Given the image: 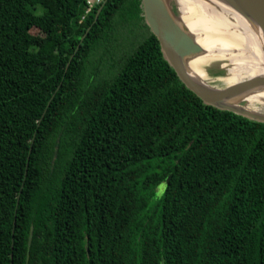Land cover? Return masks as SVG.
<instances>
[{"label":"trees","instance_id":"trees-1","mask_svg":"<svg viewBox=\"0 0 264 264\" xmlns=\"http://www.w3.org/2000/svg\"><path fill=\"white\" fill-rule=\"evenodd\" d=\"M88 1L0 0V264H264V121L187 88L141 0ZM196 3L264 74L242 2ZM115 21L147 34L90 83Z\"/></svg>","mask_w":264,"mask_h":264},{"label":"water","instance_id":"water-1","mask_svg":"<svg viewBox=\"0 0 264 264\" xmlns=\"http://www.w3.org/2000/svg\"><path fill=\"white\" fill-rule=\"evenodd\" d=\"M250 15L256 20L264 34V0H240ZM144 21L157 37L161 51L169 64L174 68L178 77L187 88L193 91L208 105L231 110L248 118L264 121V111L250 109L247 100H241L240 105L246 109H238L220 104L226 99H232L249 90L264 86V74H256L245 79L230 83L224 87H202L190 77L185 63L203 53L204 49L196 41L195 36L188 30L176 13L171 0H141ZM103 4L98 8L97 18ZM33 227L29 228L27 249L30 247ZM28 261V251L26 262Z\"/></svg>","mask_w":264,"mask_h":264},{"label":"rangeland","instance_id":"rangeland-1","mask_svg":"<svg viewBox=\"0 0 264 264\" xmlns=\"http://www.w3.org/2000/svg\"><path fill=\"white\" fill-rule=\"evenodd\" d=\"M170 3L172 4V7L176 11V13L180 15L179 5L177 1L171 0ZM192 3L194 2L192 1ZM198 10V15L200 13V16H204L205 18H207L205 16L206 14L203 13L200 8H198ZM209 24L211 25L212 29H217L216 24ZM31 31L32 33H37V29L35 28ZM219 31L224 30L223 28H220ZM236 32L238 33V31ZM225 33L227 34L228 32ZM146 34L147 29L140 22L139 24L126 25L120 23L119 21H115L114 28L110 35H108V37L103 40L89 55L86 67V81L93 83L98 81L99 79L108 77L111 74L115 73L117 67L121 62V58L129 51H131L134 45H136L138 41L142 39V37H144ZM231 52L235 53L237 52V50L233 49L231 50ZM218 55H220L219 52ZM244 55H246V53H244ZM199 68L204 73L205 81L213 87H224L229 84L227 79L231 75L227 74L228 70L235 69L237 72H239V80H242V78L245 79L250 75L258 74L259 72L258 69L248 70L246 67L233 65V63H231L228 58L226 59V57H223L222 59H207L199 65ZM247 106L250 109H262V111H264V100L250 101L248 102Z\"/></svg>","mask_w":264,"mask_h":264},{"label":"bare ground","instance_id":"bare-ground-1","mask_svg":"<svg viewBox=\"0 0 264 264\" xmlns=\"http://www.w3.org/2000/svg\"><path fill=\"white\" fill-rule=\"evenodd\" d=\"M176 1L179 5L180 20L182 21V23L185 24L188 30L195 36L196 41L204 49L202 54L192 57L185 63L186 68L188 70L190 77L196 82V84L202 87H208L209 85L205 81L204 73L203 71L200 70L199 65L207 59H212V58L222 59L223 57H226L227 59L228 57L220 47L219 42L214 36L205 18L203 16H200V13L198 15L199 10L196 0H176ZM192 1L194 3H192ZM218 52L220 53L221 56L218 55ZM227 74L231 75L227 79L229 84L239 81L238 79L239 72H237L235 69L228 70ZM241 100H247L248 102L264 100V86L241 93L239 96L235 98L226 99L222 101L220 104L232 106L238 109H246L244 106L240 105Z\"/></svg>","mask_w":264,"mask_h":264},{"label":"built area","instance_id":"built-area-1","mask_svg":"<svg viewBox=\"0 0 264 264\" xmlns=\"http://www.w3.org/2000/svg\"><path fill=\"white\" fill-rule=\"evenodd\" d=\"M94 1H95V2H94ZM99 1H100V0H93V1L89 0V1H88V3H89L88 10H89V8H90L94 3L99 2Z\"/></svg>","mask_w":264,"mask_h":264}]
</instances>
